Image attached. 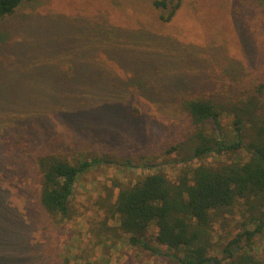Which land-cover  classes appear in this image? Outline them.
Instances as JSON below:
<instances>
[{
  "label": "rangeland",
  "instance_id": "rangeland-1",
  "mask_svg": "<svg viewBox=\"0 0 264 264\" xmlns=\"http://www.w3.org/2000/svg\"><path fill=\"white\" fill-rule=\"evenodd\" d=\"M154 1L22 0L0 19V219L11 245L21 243L20 252L0 245V263L180 264L185 251L156 241L155 229L148 240L158 253L118 233V217L106 219L119 187L251 156L246 148L195 156L197 129L179 102L204 95L242 106L229 101L257 95L264 125V0H182L170 20L162 16L174 0L167 8ZM235 116L223 115L227 139L236 137ZM44 152L104 159L78 177L71 217L59 222L39 198ZM253 215L261 216L244 199L215 214V264L228 260L231 239L256 227ZM253 253L264 259V229Z\"/></svg>",
  "mask_w": 264,
  "mask_h": 264
},
{
  "label": "trees",
  "instance_id": "trees-1",
  "mask_svg": "<svg viewBox=\"0 0 264 264\" xmlns=\"http://www.w3.org/2000/svg\"><path fill=\"white\" fill-rule=\"evenodd\" d=\"M21 2L0 0V19L13 14ZM169 3L168 0L154 1L156 7L167 8ZM171 3L168 16H162L165 20L175 15L182 0ZM262 87L256 91L263 92ZM229 102H242L243 105L225 104L227 102L204 95L180 100V110L188 115L197 129L194 155H223L229 150L246 148L251 156L243 162L217 167L202 163L182 171L176 180L165 173L155 172L133 185L120 186L115 200L107 209L106 219L118 217V233L128 234L131 244L160 252L148 240L150 232L155 229L153 237L156 241L185 251L183 256L176 254L180 264H215V259L208 255L211 245L208 228L213 224L215 214L244 199L249 209L260 212L261 216L253 215L251 219L257 223L256 227H245L226 245L228 260L223 264H264V259L253 253L254 239L264 229V125L259 122V110L263 104L257 95L248 100L241 98ZM227 111H236L234 139H227L224 135L222 118ZM245 121L253 130L249 142L245 141ZM208 123L215 126L211 133L204 129ZM36 159L40 202L55 222L71 217V197L78 177L104 161L98 156L72 159L61 152L39 153ZM2 223L0 219V245L6 250L20 252V242L12 246L14 239L8 241L12 228ZM4 264L25 262L15 259Z\"/></svg>",
  "mask_w": 264,
  "mask_h": 264
}]
</instances>
